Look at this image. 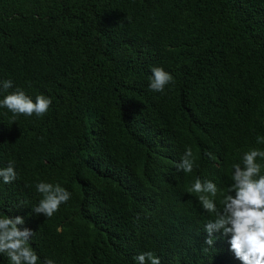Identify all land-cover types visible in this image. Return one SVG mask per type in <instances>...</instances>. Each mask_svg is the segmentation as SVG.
Returning <instances> with one entry per match:
<instances>
[{
    "label": "trees",
    "instance_id": "16d2710c",
    "mask_svg": "<svg viewBox=\"0 0 264 264\" xmlns=\"http://www.w3.org/2000/svg\"><path fill=\"white\" fill-rule=\"evenodd\" d=\"M152 67L174 79L163 93ZM6 80L0 99L19 88L52 101L13 123L0 107V168L18 174L0 178V213L23 219L41 264H137L147 251L241 264L204 243L214 217L186 189L199 177L225 190L243 152L264 149V0H0ZM187 147L190 174L175 167ZM39 182L71 193L51 218L32 209Z\"/></svg>",
    "mask_w": 264,
    "mask_h": 264
},
{
    "label": "clouds",
    "instance_id": "9594fccd",
    "mask_svg": "<svg viewBox=\"0 0 264 264\" xmlns=\"http://www.w3.org/2000/svg\"><path fill=\"white\" fill-rule=\"evenodd\" d=\"M149 89L163 93L165 86L173 83L172 75L162 67H152ZM0 90L6 91L12 87V81L6 80ZM51 98L37 95L35 101L22 89L5 95L0 99V107L6 108L12 113L11 123L17 117L23 115L38 118L45 116L51 106ZM257 144L264 145V137L256 138ZM211 157V153H205ZM264 149L253 147L244 151L239 163L232 165V183L225 189H218L217 185L210 180H201L197 177L186 189L188 193L195 194L202 209L213 216L204 226V233L209 234L205 244L213 243L222 250H226L230 257L241 264H264ZM196 157L191 147H187L180 160L175 164L177 171L185 174L193 172ZM14 161H9L5 168H0V178L4 184H9L18 179L14 169ZM36 191L42 195L39 203L33 207L37 214H43L51 218L61 204H65L71 198V193L59 184L39 182ZM220 197L217 207V197ZM20 216H8L0 213V254L8 258L9 264H41L40 257L31 247L30 241L34 233L29 229L18 227L23 224ZM62 231V229H58ZM219 231L230 237L229 251L224 245L225 239L222 234L221 241H214L211 234ZM137 264H161L160 258L153 252L147 251L135 257ZM42 264H54L51 259H45Z\"/></svg>",
    "mask_w": 264,
    "mask_h": 264
},
{
    "label": "rangeland",
    "instance_id": "374dc122",
    "mask_svg": "<svg viewBox=\"0 0 264 264\" xmlns=\"http://www.w3.org/2000/svg\"><path fill=\"white\" fill-rule=\"evenodd\" d=\"M205 234L209 236V234H208L207 232H205ZM211 236L214 238V239H213L214 241H217V242H220V241H221L222 236H221L217 231H214V232L211 234ZM224 245H225V247L227 248V245H226L225 242H224Z\"/></svg>",
    "mask_w": 264,
    "mask_h": 264
}]
</instances>
